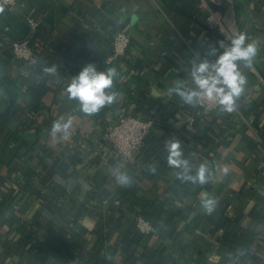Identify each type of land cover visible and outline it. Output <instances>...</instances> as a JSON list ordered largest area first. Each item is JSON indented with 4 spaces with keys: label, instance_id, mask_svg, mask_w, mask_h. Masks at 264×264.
<instances>
[{
    "label": "crops",
    "instance_id": "1",
    "mask_svg": "<svg viewBox=\"0 0 264 264\" xmlns=\"http://www.w3.org/2000/svg\"><path fill=\"white\" fill-rule=\"evenodd\" d=\"M205 1V2H204ZM172 0H16L0 5V46L28 39L36 58L0 59V264H264V0H199L189 18ZM219 11L230 36L255 41L237 110L201 114L167 92L190 79L192 50L223 39L204 23ZM38 21L32 30L25 17ZM8 25L6 32L2 26ZM124 31L130 45L109 58L110 40ZM226 43L228 41H225ZM86 63L115 67L119 97L88 116L64 91ZM55 65L56 73L47 68ZM120 115L154 118L133 159H123L101 134ZM194 122L188 125L187 116ZM70 122L69 135L50 133ZM181 141L187 175L204 164V185L168 165L164 142ZM155 166V172L150 166ZM227 175L223 174L224 168ZM126 172L121 187L115 172ZM180 174L178 176L177 174ZM210 193L208 215L200 194ZM141 215L153 230L134 228Z\"/></svg>",
    "mask_w": 264,
    "mask_h": 264
},
{
    "label": "clouds",
    "instance_id": "2",
    "mask_svg": "<svg viewBox=\"0 0 264 264\" xmlns=\"http://www.w3.org/2000/svg\"><path fill=\"white\" fill-rule=\"evenodd\" d=\"M2 11V9H0ZM215 43L208 44L207 48L192 50L190 68L187 75L190 79H176L168 87L169 95H177L184 104L196 107L207 105L216 108L221 113H232L237 110L238 101L245 92L247 78L241 71L240 65L251 68L254 58L258 53L255 41L247 42L248 37L244 33L227 37ZM51 74L56 73L53 65L47 68ZM119 76L115 67H109L103 71L97 69L95 64L86 63L71 77L64 91L69 100H76L79 110L91 116L99 113L105 106L112 105L119 97V92L113 90L114 80ZM70 122L63 117H57L52 121L50 133L55 136L61 133L69 135ZM167 151V162L170 167L185 170L183 178L193 183L204 185L208 182L207 167L201 164L195 176L187 175L189 161L183 157L181 141L178 138H167L164 142ZM155 172V166H150ZM228 169H223L227 175ZM180 176V174H177ZM115 180L121 187L130 186L131 177L126 172H115ZM201 206L205 213L211 215L216 210V200L208 192L200 194Z\"/></svg>",
    "mask_w": 264,
    "mask_h": 264
},
{
    "label": "built area",
    "instance_id": "3",
    "mask_svg": "<svg viewBox=\"0 0 264 264\" xmlns=\"http://www.w3.org/2000/svg\"><path fill=\"white\" fill-rule=\"evenodd\" d=\"M205 2V1H204ZM16 0H0V5L6 9H12L15 6ZM27 24L32 30L38 25V21L31 16L25 17ZM204 23L207 27L216 28L222 33L223 39L227 40L230 34L225 30L221 14L216 10H209L205 16ZM9 26H2L1 32H6ZM130 45V38L124 31H116L110 40V56L109 58H118L126 52ZM9 52L13 58L20 61L27 62L36 58L35 52L32 50L28 39L12 40L5 39L3 46H0V59L6 53ZM201 114H209L216 108L208 107L207 105L197 106ZM194 117L189 115L185 118L188 125H192ZM154 123V118L145 115L143 117H137L134 115H120L117 122L109 130L103 131L101 134V140L103 144L109 143L113 146L116 154L123 159H133L138 148L144 144L145 139L148 136L151 125ZM258 172L262 177L264 185V153L258 165ZM134 228L141 234H148L153 230V225L143 216L136 215ZM229 264H245L242 259H235Z\"/></svg>",
    "mask_w": 264,
    "mask_h": 264
},
{
    "label": "trees",
    "instance_id": "4",
    "mask_svg": "<svg viewBox=\"0 0 264 264\" xmlns=\"http://www.w3.org/2000/svg\"><path fill=\"white\" fill-rule=\"evenodd\" d=\"M199 0H172V9L186 17L194 14Z\"/></svg>",
    "mask_w": 264,
    "mask_h": 264
}]
</instances>
